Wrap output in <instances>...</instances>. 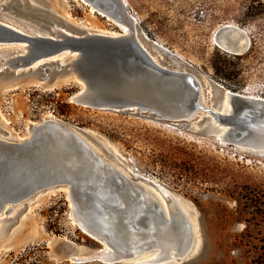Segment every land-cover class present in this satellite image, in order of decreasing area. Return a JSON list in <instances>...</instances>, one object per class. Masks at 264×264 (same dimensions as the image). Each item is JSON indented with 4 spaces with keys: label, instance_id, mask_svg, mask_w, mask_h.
Segmentation results:
<instances>
[{
    "label": "water",
    "instance_id": "obj_1",
    "mask_svg": "<svg viewBox=\"0 0 264 264\" xmlns=\"http://www.w3.org/2000/svg\"><path fill=\"white\" fill-rule=\"evenodd\" d=\"M85 2L98 13L109 12L105 1ZM110 2L119 5V0ZM44 3L8 0L1 6L0 46L26 44L27 49L24 54L11 53L9 66L0 70V76L26 78L29 84L47 88L75 80L78 90L69 96L74 104L132 112L178 129L190 128L224 144L264 152V96L227 89L192 71L179 56L145 34L139 36L143 46L132 23L127 34L87 35L86 29ZM9 6L12 11L3 14ZM215 39L220 49L232 55H243L251 47L249 32L233 23L222 25ZM148 50L159 54L163 65ZM73 52H78L77 60L60 62L63 54ZM30 132L21 140L0 138V210L8 206L10 211L51 189L68 188L67 198L76 208L73 216L70 211L72 222L100 248L88 249L66 239L57 244L56 252L63 260L174 264L193 253L194 224L176 197H160L140 181L155 184L152 180L121 173L61 120L46 118L32 124ZM151 227L169 231L175 244L162 246L159 241L162 247L158 245Z\"/></svg>",
    "mask_w": 264,
    "mask_h": 264
},
{
    "label": "rangeland",
    "instance_id": "obj_2",
    "mask_svg": "<svg viewBox=\"0 0 264 264\" xmlns=\"http://www.w3.org/2000/svg\"><path fill=\"white\" fill-rule=\"evenodd\" d=\"M7 1H0V11ZM102 1L109 11L104 15L92 11L85 0H44V4L83 29L124 34L129 27L119 17L118 7ZM119 2L138 34L229 89V54L215 45V32L224 24H237L250 0ZM9 11L10 6L3 13ZM259 25L257 20L250 25L254 30L249 26L257 40L255 56L235 62L244 73L233 83L239 92L264 96V33ZM13 48L21 46H0V51ZM78 87L75 80L47 88L29 84L26 78L0 76V135L21 139L34 123L61 120L131 179L133 174L155 180L179 199L193 221L195 244L192 254L174 264H264V152L224 144L190 128L176 129L132 112L74 104L69 96ZM140 181L156 194L147 181ZM66 191L43 192L23 203L16 215L15 206L0 212V220L8 219L0 240V264H73L56 252L57 244L66 239L88 249L100 248L72 222Z\"/></svg>",
    "mask_w": 264,
    "mask_h": 264
},
{
    "label": "bare ground",
    "instance_id": "obj_3",
    "mask_svg": "<svg viewBox=\"0 0 264 264\" xmlns=\"http://www.w3.org/2000/svg\"><path fill=\"white\" fill-rule=\"evenodd\" d=\"M1 1V0H0ZM117 7H118V10H119V14H120V18H121V20L122 19H124V21L126 22V24L128 25V27H129V24L130 23H132V21H131V19H130V17H129V15H127V14H125V12H124V10L122 9V6L120 5V2H119V5H117ZM92 11H95V8L93 7L92 8ZM4 14V13H3ZM104 15V14H103ZM4 17V16H3ZM66 20H68V19H66ZM69 21V20H68ZM132 25H133V23H132ZM55 28V27H54ZM33 33H35V34H37L38 36H40V32H38V31H36L35 29H33V28H29ZM86 29V34L87 35H99V34H101V35H107V34H109V35H111V36H118L119 35V33H115V32H106V31H93V30H89V29H87V28H85ZM63 31H65V30H63ZM65 32H67L68 34H70V32H68V31H65ZM130 32V28H128L127 30H126V32H124V33H129ZM216 33V32H215ZM136 34H138L137 33V31H136ZM139 36H140V34H138V40L140 41V43L144 46V44H143V42L141 41V39L139 38ZM214 41H215V44L218 46V44L219 45H221L220 44V42L217 40V39H215L214 38ZM146 48V47H145ZM26 49H27V46H26V44L25 45H22L21 46V48H13V49H11V50H1L0 51V70H2V69H4L5 67H7V66H9V63H8V61H9V58L10 57H12V55H10L11 53H14L15 52V54L16 55H18V54H24L25 52H26ZM71 53V52H70ZM148 53L152 56V58H153V60H155L158 64H160V65H163V63H162V60H163V58L159 55V54H153L152 52H151V50H148ZM10 55V56H9ZM16 55H13V56H16ZM79 58V56H78V52H73L72 53V55H70L69 53H67V54H63L62 56H61V58H60V62L62 63V64H65V63H67V62H73L74 60H77ZM71 78H73V76H75V73L73 72L72 73V76L71 75H69ZM248 95V94H247ZM250 96H259V95H250ZM227 100H228V97H227ZM206 108H210V107H208V106H206ZM163 124H166V123H163ZM167 126H171V125H169V124H166ZM174 127V126H173ZM177 129V128H176ZM31 134V132H30V129H29V134L28 135H26L25 137H27V136H29ZM0 138L1 139H4V138H6L5 140H21V139H15V138H13V137H11V136H8V137H4L3 135H0ZM24 138V137H23ZM119 170V169H118ZM121 171V170H120ZM121 173H123L122 171H121ZM124 175H126L127 176V174H125V173H123ZM127 177H129V176H127ZM155 184H152L150 181H148V182H146L145 184H149L151 187H153V189L155 190V192H156V194L158 195V196H160V197H162V195L161 194H165V195H169V196H174V197H176L172 192H170V191H167L160 183H158V182H156L155 180H152ZM66 193H68V188H66ZM39 196V195H38ZM37 196V197H38ZM177 198V197H176ZM177 200H179L178 198H177ZM71 204H70V206H71V209H70V211H71V215L73 216L74 214H75V210H76V208H75V206L73 205V203L72 202H70ZM24 206V204L23 203H20V204H18V205H16L15 206V208L16 209H14L15 210V212H14V215H16V213H19L20 211H21V209H22V207ZM14 208V207H13ZM13 208H11V209H13ZM5 209V210H4ZM10 209V210H11ZM7 210H9V207L7 206V207H4L3 209H1L0 210V212H2V211H5V213H7V212H9V211H7ZM14 217V216H13ZM12 218V217H11ZM10 219V218H9ZM5 220H8V219H4V218H2V220H0V240L3 238V236H4V234H5V232H6V229H7V223H6V221ZM150 231H151V234H152V238L153 239H155L156 240V242L158 243V245H160L159 244V241H160V243H162L161 245L163 246V244H167V245H174L175 244V240H174V238H173V236L171 235V233L169 232V231H167V230H165V231H163V233H161L160 231H158L156 228H153V227H151V229H150ZM160 245V246H161ZM161 246V247H162Z\"/></svg>",
    "mask_w": 264,
    "mask_h": 264
},
{
    "label": "trees",
    "instance_id": "obj_4",
    "mask_svg": "<svg viewBox=\"0 0 264 264\" xmlns=\"http://www.w3.org/2000/svg\"><path fill=\"white\" fill-rule=\"evenodd\" d=\"M257 20L261 21V25H259V27L261 28V31L264 33V0H250V4L246 7L244 12L242 13V19L236 20L237 24H239L240 26H242L249 32V36L251 37V47L243 55L229 54V62H230L229 63V66H230L229 67V89L233 91H239L238 87L233 82H235L237 78L241 76L242 73H244L243 70L237 68L238 67L237 63L241 61H247L250 58H253L257 51L256 50L257 49L256 36L254 35L251 36V29H249V26L251 25V23ZM250 28L254 30L256 27L250 26ZM236 64L237 66L235 67ZM243 93L248 94V95H254L246 91H244ZM95 264H102V263H95Z\"/></svg>",
    "mask_w": 264,
    "mask_h": 264
},
{
    "label": "built area",
    "instance_id": "obj_5",
    "mask_svg": "<svg viewBox=\"0 0 264 264\" xmlns=\"http://www.w3.org/2000/svg\"><path fill=\"white\" fill-rule=\"evenodd\" d=\"M136 171H138V170L136 169Z\"/></svg>",
    "mask_w": 264,
    "mask_h": 264
}]
</instances>
